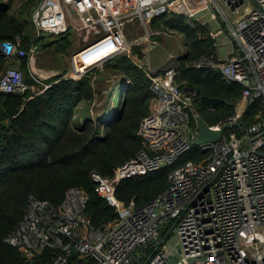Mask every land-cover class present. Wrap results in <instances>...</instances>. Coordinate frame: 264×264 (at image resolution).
<instances>
[{"label":"built area","instance_id":"1","mask_svg":"<svg viewBox=\"0 0 264 264\" xmlns=\"http://www.w3.org/2000/svg\"><path fill=\"white\" fill-rule=\"evenodd\" d=\"M178 1L40 0L32 19L36 37L71 33L70 40H78L75 47L81 48L72 57L74 72L69 77L78 79L117 55L132 57V49L140 45L138 40L129 42L125 33L136 25L147 31L149 44L140 50L148 60L158 43L150 39L147 26L170 11L186 14ZM195 4L187 17L205 25L214 22L217 28L209 29V36L217 46L218 36L228 34L233 51L228 56L188 60L186 66H211L227 81L243 87L234 114L210 126L215 130L226 126L221 138L198 145L208 155L171 170L167 188L145 204L119 200L115 191L122 180L174 164L195 145L198 134L191 124L195 91L180 88L175 67L160 72L147 68L153 96L150 112L138 128L141 149L110 177L91 173L95 191L115 208L116 219L95 229L87 214L88 196L81 187L69 188L57 206L30 196L23 219L5 238L26 262L49 247L59 252L45 264H72L73 255L90 259L91 264H132L137 260L135 251L159 241L162 227L174 220L186 264H264L260 230H264V120L258 116L246 126L242 121L249 103L255 99L264 103V0H195ZM200 13L204 15L198 18ZM0 48L17 65L1 73L0 91L25 93L30 87L20 69L21 60L37 52L39 44L32 43L27 50L19 46L17 37L16 42L3 41ZM96 74L93 81L99 80ZM235 126L240 133L233 130ZM168 256L164 249L155 248L145 262L167 264Z\"/></svg>","mask_w":264,"mask_h":264},{"label":"trees","instance_id":"2","mask_svg":"<svg viewBox=\"0 0 264 264\" xmlns=\"http://www.w3.org/2000/svg\"><path fill=\"white\" fill-rule=\"evenodd\" d=\"M39 1L25 0V4ZM150 26L182 37L185 53L175 59V80L181 89L195 91L194 113L209 126L233 115L242 85L227 81L211 66H186L188 60L218 54L209 28L199 19L174 11L154 18ZM17 37L27 50L32 43H38L39 48L55 47L57 51H66L71 44L69 33L50 39L36 37L34 24H25L15 0H0V45L5 40L16 42ZM134 53L143 57L140 47H134ZM28 59L22 58L20 69L30 88L19 94L0 91V264H45L59 252L48 247L32 262H26L16 247L5 242L23 219L30 196L57 206L69 188L81 187L88 196L87 214L95 229H103L116 219L115 208L95 191L91 173L110 177L119 165L137 154L142 147L139 124L149 114L153 96L146 69L126 54L117 55L104 65L118 71L121 78L108 92L102 116L94 118L85 108L94 105L96 99L94 83L98 80L93 81L94 71L78 79L62 74L38 84L29 76ZM12 64L0 48V75ZM83 110L86 113L81 114ZM258 116L264 117V103L255 99L244 111L243 124L255 122ZM191 124L196 127L193 114ZM233 130L240 133L236 126ZM207 155V151L194 145L170 166L122 180L116 187V197L125 203L145 204L167 188L171 170L188 160L199 162ZM173 225L174 220H170L162 227L160 239ZM155 248L152 244L139 248L132 264H143ZM71 263L92 261L73 255Z\"/></svg>","mask_w":264,"mask_h":264},{"label":"rangeland","instance_id":"3","mask_svg":"<svg viewBox=\"0 0 264 264\" xmlns=\"http://www.w3.org/2000/svg\"><path fill=\"white\" fill-rule=\"evenodd\" d=\"M38 4L39 2H29L25 4V0H15V6L19 9H22L23 21L29 27L33 26L32 11ZM199 15L203 16L204 13H200ZM147 28L148 32L151 34L150 39L155 40L158 43V45L149 53L150 55L147 61V68L152 71H157V69L164 70L173 68L177 56L185 52V48L182 45V37L178 33H171L160 28H151L150 24L147 26ZM212 28H217V26L213 25ZM226 30H228V28H226ZM146 34L147 31L145 27L140 25L129 27L125 33L129 42L138 40L140 45L139 47L141 48L147 47L149 44L148 40H146ZM45 36L47 37L46 39L54 37L50 35ZM71 40L72 44L66 51H57L55 47L49 46H47V48H39L38 51L32 54L28 59L29 76L37 81L38 84H42L45 81H50L51 78L60 76L62 74H66V77H71L72 73L74 72L72 57L81 48L75 47L77 44L75 42L78 41L75 39V37H71ZM10 66L17 65L13 63ZM94 72L97 73L96 75L99 79L95 83L96 104L93 103L94 105H91L90 107L85 106V108L86 110L89 108V111L92 115H94V118H100L105 111V100L108 96V92L112 91L116 86V82L120 78V73L118 71L107 69L105 65L96 67V71ZM24 78H27L25 74ZM34 90H36V88ZM86 110H83L81 114L86 113ZM262 118L264 120V117ZM260 230L264 233L263 229ZM241 240L243 241V237H241ZM164 247H166L168 250L170 249L172 256L174 255L175 258H179L181 256V254L179 255L177 251L180 249V246L178 244L177 237L174 234L168 238ZM168 250L166 251L168 252Z\"/></svg>","mask_w":264,"mask_h":264},{"label":"crops","instance_id":"4","mask_svg":"<svg viewBox=\"0 0 264 264\" xmlns=\"http://www.w3.org/2000/svg\"><path fill=\"white\" fill-rule=\"evenodd\" d=\"M177 5L180 6L182 8L183 12H185L186 14L189 13V12H191V11H193V10H195L196 7H197V5L195 4V0H179ZM201 17L202 16L199 15L198 18H201ZM213 25L215 26L214 22L208 24V27L207 28L213 29L212 28ZM19 46H20V43H19ZM136 47H139V46H136ZM217 50H218V54H220L222 56H228V55H230L232 53V51H233V42L230 39V37H229L228 34L223 33V34H221V35L218 36V38H217ZM131 58L138 65H141L142 67H144L145 69H147V64H148L147 61L148 60L146 58H144V56L142 58H140L137 53H134V54H132V57ZM159 70L160 69H157V71H159ZM65 77H66V75H65ZM168 233H169L168 238L171 235L174 234L173 226L171 227V229L169 230ZM168 238L166 239V241L168 240ZM160 240H162V239H160ZM165 242L160 246V248H162L164 250L165 249L168 250L166 247H164ZM152 245H154L156 247V244H152ZM154 251H155V249H154ZM177 251H178V253L180 255V249H178ZM167 253L169 254L167 264H186V263H184L182 261L181 256L179 258H175L174 255L172 256V253H171V250L170 249L168 250Z\"/></svg>","mask_w":264,"mask_h":264},{"label":"water","instance_id":"5","mask_svg":"<svg viewBox=\"0 0 264 264\" xmlns=\"http://www.w3.org/2000/svg\"><path fill=\"white\" fill-rule=\"evenodd\" d=\"M206 27H208V24H206ZM185 91H187V89H185ZM194 115H195V120H196V128L198 132L196 140H195V145H201L207 142H216L217 140L221 138L226 126H223L221 129H218V130L212 129L198 113L195 112ZM239 127L241 130H243V125L241 122H239ZM248 144L249 143H247V145ZM168 236H169V233L165 235L162 240L160 241L153 240L149 243L156 244V248H159L166 241ZM143 264H146V262H144Z\"/></svg>","mask_w":264,"mask_h":264},{"label":"bare ground","instance_id":"6","mask_svg":"<svg viewBox=\"0 0 264 264\" xmlns=\"http://www.w3.org/2000/svg\"><path fill=\"white\" fill-rule=\"evenodd\" d=\"M112 81V80H111ZM113 85V84H112Z\"/></svg>","mask_w":264,"mask_h":264}]
</instances>
